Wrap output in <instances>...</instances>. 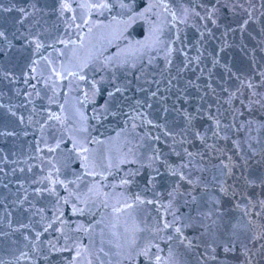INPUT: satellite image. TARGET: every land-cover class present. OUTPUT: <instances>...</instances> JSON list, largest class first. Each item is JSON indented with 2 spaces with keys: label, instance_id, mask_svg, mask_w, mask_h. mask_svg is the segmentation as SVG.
I'll use <instances>...</instances> for the list:
<instances>
[{
  "label": "water",
  "instance_id": "water-1",
  "mask_svg": "<svg viewBox=\"0 0 264 264\" xmlns=\"http://www.w3.org/2000/svg\"><path fill=\"white\" fill-rule=\"evenodd\" d=\"M104 2L0 0V32L4 33L0 38V264H71L74 252L53 248H64L65 237H70L68 244L81 248L98 252L103 247L108 253L107 257L100 254L104 264H143V258L134 253L132 260L113 255L120 250L118 246L128 250L132 236L125 229L131 228L133 219L140 227L152 229L136 235L138 249L151 241L161 249V264H201L203 247L189 250L175 236L167 243L153 239L155 223L161 217L172 219L162 205L168 204L167 194L178 178L169 174L168 167L186 162L175 154L183 155L184 148L193 153L196 165L185 171L202 181L194 194L205 195L202 187L206 184L207 192L220 199L219 212L213 216L216 230L224 238L233 226L244 230L240 238L255 253L248 227L249 221L256 226L253 231L264 225V215L256 216L259 209L251 208V203L264 199V109L249 112L240 100L247 105L252 92L264 96V0H167L170 12L160 6L145 11L162 0H107V8L93 7ZM64 4L69 7L63 8ZM182 7L202 17L215 9V23L194 16L180 23ZM155 25L163 27L166 46L152 53L151 63L148 56L141 61L137 57L149 38L150 26ZM118 54L121 61L128 59L136 66H125L115 75L102 68ZM85 63L88 67L80 73L85 79L69 75ZM232 93L238 97L232 107L243 113L237 126L248 120L254 123L249 130L229 132L232 140L217 142L209 117L218 115L219 109L224 113L222 123H232L229 105L224 103ZM189 114L191 121L186 119ZM83 127L87 133L80 132ZM196 130L207 133V144L215 143L218 150L195 138L192 132ZM77 141L89 150L97 172L109 160L119 165L110 174L104 172L107 182L100 199L110 194L109 207L100 200L83 204L72 198L65 203L68 190H77L68 182L85 171L80 167V149L73 148ZM232 141H238L239 147ZM129 147L133 149L129 162L120 164ZM157 150L160 161L153 163L149 157ZM221 161L232 167L228 183L235 186V196L225 197L213 188ZM153 176L149 185L147 180ZM126 177L131 183L121 187ZM57 178L68 190L52 182ZM98 179L85 176L79 182L82 198ZM180 183L181 191H191V186ZM137 194L155 202L130 210L133 219L127 211H114L123 208L125 201L132 203ZM74 206L83 207L84 213H76ZM176 207L178 214L190 211L183 201ZM245 211L250 214L244 215ZM58 215L63 224L55 220ZM81 225L90 231H76ZM183 231L193 243L207 238H199L202 229ZM170 234L172 230L160 233ZM88 259L93 258L86 255L80 264H87ZM224 259L221 252L220 260ZM93 264L100 262L93 259ZM226 264H246L243 245L228 254ZM252 264H264L259 253Z\"/></svg>",
  "mask_w": 264,
  "mask_h": 264
},
{
  "label": "snow or ice",
  "instance_id": "snow-or-ice-1",
  "mask_svg": "<svg viewBox=\"0 0 264 264\" xmlns=\"http://www.w3.org/2000/svg\"><path fill=\"white\" fill-rule=\"evenodd\" d=\"M86 5H81V7H85ZM123 6V5H122ZM163 7L165 12H170L167 0H162V3L160 5L153 4L148 9H146V12H151L152 8L155 7ZM201 7H204L203 4L200 5ZM63 8H68L69 5L64 4L62 5ZM94 8H107L108 3L107 0H105L104 3L93 5ZM21 12H23V9H20ZM180 15L183 17V19H179L180 23H187V20L189 17H200V19L207 18L212 23H215V20L213 19V16L215 15V9H210L207 11L206 17H202L200 15V12L193 10H189L188 8H180ZM173 16L174 20H177L178 17L175 13H170ZM143 15V14H142ZM150 35L146 42L143 43L141 55L137 57L141 61H143L144 56H148L149 60L148 62L151 63V55L153 52L159 50L163 51L164 47L166 46L165 41L163 39L164 37V29L163 27H160L158 25L150 26L149 29ZM201 36L203 37V33H201ZM4 37V33L0 32V38ZM177 39H179L177 37ZM60 43H70L66 41H60ZM39 47V45H37ZM172 49H168V56H171ZM134 55V54H132ZM198 59V58H197ZM169 63H171V60L169 59ZM188 63H192V60L189 59ZM103 69L105 70H111L113 75H115L116 70H120L124 68L125 66L129 67H135L134 62H130L128 59H123L122 61L119 58V54L116 57L109 58L108 64H102L101 65ZM110 66V67H109ZM88 67V64L85 63L82 66L79 67V71L77 73H69V75H73L75 77H78L80 80L85 79L84 75H80V73L84 72L85 68ZM187 67V64L185 65ZM101 69H96V71H100ZM203 72V70H201ZM139 78V77H137ZM169 84H171V81H169ZM210 87V86H209ZM249 88H252L253 85L250 83L248 84ZM117 92L120 91L119 88L116 89ZM224 91H227L225 89ZM111 95V94H110ZM153 96L156 95V93L152 94ZM260 98H255V97ZM238 99L235 93H232L228 96V99L224 101V103L229 105V109L231 111L232 116V123H222V118L224 117V113L219 112V109H217L218 115L211 116L209 119L213 121L212 126L210 127V130L212 132V137L216 139L218 142L219 140H232L231 135L228 133L235 130L236 132L245 131L251 129L253 125L252 120H248L245 123H241L239 126H237L236 121L239 119L240 115H243L239 111V109L232 107L233 100ZM240 104L248 109L249 112H252L253 110L260 108L264 109V96H260L257 92H252L251 96L248 97V104H244V100H240ZM211 107V105H209ZM55 119H59V117H55ZM186 119L191 121L192 117L191 114L186 116ZM264 120V117L261 118ZM151 123V122H149ZM133 131L135 130V124H133ZM261 128H264V123H261ZM189 131H191V128H189ZM80 132L87 133V128L83 127L80 129ZM223 134V135H222ZM192 135L199 139L202 143L205 144V146L211 150H218L216 148V144L208 145L207 144V133H201L199 130H196L195 132H192ZM85 140H87V137H84ZM155 139L159 140V137H156ZM185 139H181L179 143L183 145L185 143ZM233 145L235 147H239L238 141H232ZM59 147V145H57ZM73 148H79L80 149V159H82L83 163L80 165L81 168L85 169V171L81 175H77L75 180H71L68 183L75 185L77 190H68L67 186L63 184V181H60L59 178H57L55 181H52L53 183H60L62 186L66 188V190L69 191V196L67 199H65V203H68L72 198H75L77 201L83 204H88L89 202L95 204L96 200H100V203L104 207H109L110 205L107 203V197L110 194H104L105 199L101 200L102 195V188L106 186L107 182V176L104 174V172L109 171L112 167H117L118 164H113L111 160L106 165H102L103 170L100 172L96 171L97 165L95 164L94 160L92 159L89 150L84 147L82 144H80L78 141L73 144ZM52 149H50L51 151ZM175 151V149H173ZM183 155L181 152H176L175 154L177 156H181L182 160H186V162H182L175 167H168L169 174L173 177H177L178 180L173 187L172 191H170L167 194L168 198V204L166 206L162 205L164 207V211L167 213V215L171 216V220H167L164 217L160 218V221H157L155 223L154 227V237L153 239H159L163 240L166 243L171 242L174 238L179 239L180 244L185 245L186 248L189 250L192 249H199L203 247V251L199 253V257L201 260V264H204V262H207V264H226V261L228 259V254L234 253L237 250V245H243V255L245 257L246 264H252V261L257 253L261 255V258L264 259V225L259 226L258 231H253V229L256 227L252 224L251 221H249V227L248 231H252L253 234L251 236V240L254 242L253 246L256 247V252H252V249L247 246V244L240 238L241 232L244 231L242 229H238L236 226H233L231 234L224 238V234L220 233L216 230V220L213 219V216L216 215L219 212V204L220 199L216 196L211 195L207 192V185H203L202 191L207 196V199H205V195L198 196L194 193L197 192V189H201L202 181L199 179H194L192 172L188 171L186 172V169H189L191 166L193 169L196 168L194 161L193 153L188 151L187 148H184L182 150ZM133 154V149L129 147L127 149V152L124 154V158L119 160L120 164L127 163L128 156ZM161 153L157 150L154 152V155L149 157V159L155 163L156 161H160ZM231 157H228V160L231 161ZM163 163V162H162ZM217 167L220 169V176L213 177V188L219 192L221 195L227 197L230 194L235 196L236 195V189L234 185H231L228 183V178L232 175V167L229 164H225L223 161ZM58 171V170H57ZM198 171H204V169H198ZM156 175H159V169H155ZM130 176H135L136 173H129ZM85 176H90L93 178L99 177L98 180L95 181V186L89 187L87 190V193L85 194V198L81 197L80 192L78 191L80 184L79 182L83 181ZM155 177H150L147 180V183L151 185L154 181ZM184 182L187 185L191 186V191H181V183ZM131 183V181L126 177L121 180V187H124ZM249 184L253 185L255 184L254 181H249ZM148 189L146 188L145 191ZM95 197V199H93ZM179 201H183V206H187L190 211L187 214H178L180 209L176 207L177 203ZM155 201L153 200H147L141 198L139 194H137L134 197V200L132 203H128L127 201L124 202L123 208H116L114 211L120 213V212H128V216L130 219L132 218V211L137 209L145 204L151 205ZM251 203V202H250ZM211 204V207L208 205ZM239 206V205H237ZM207 208V210H204ZM252 209H259V211H256L254 214L256 216L264 215V199H258L255 201V203H251ZM91 212V209H88ZM74 211L78 214H83L85 209L83 207H75ZM159 211V209H157ZM250 213L248 211H245L244 215H249ZM62 215V214H61ZM55 220L60 221L61 224H63V221L61 220V216H56ZM210 221V224H205L204 221ZM162 221V223H161ZM55 222V221H54ZM102 221H97V223H101ZM49 227H52V224H49ZM113 227H116V225H113ZM183 229H192L194 231H200V237L199 238H205L202 239L201 243H193L192 240L188 239V237L185 235ZM47 230V229H46ZM168 230H172V234L170 235H160V233H167ZM62 231V229H61ZM76 231H84L85 233L89 232L90 229L84 228L83 225L79 226ZM126 232H129L132 236V240L129 242L128 250L125 252L123 249V246H118L120 248L119 251L114 252L113 255L115 256H122L123 259L126 260H132L134 258L133 253L135 256H139L143 258V264H161V257L159 255V252L161 249L159 248L158 244L152 243L149 241L143 248H139L135 243V237L138 233H142L145 231H152V229H148L145 227H140L139 223H136L133 219V223L131 228H126ZM112 236L115 238L117 237L116 232H112ZM247 238V237H246ZM70 237H65V247L61 249H55V246H53L55 251H70L74 252V256L71 259V264H80V262L83 260V258L87 256H91L96 261H99L100 264H104V261L101 259V253L105 257L108 256V253L104 251L103 247L99 249V251H95L94 249L89 248H81L79 245H76L75 243L68 244V240ZM187 242V243H185ZM156 249L155 252H153V249ZM224 254V260H220V253ZM169 253L171 255V248L169 249ZM93 259H88L87 264H93ZM238 259V257H237ZM110 264V261H109Z\"/></svg>",
  "mask_w": 264,
  "mask_h": 264
}]
</instances>
